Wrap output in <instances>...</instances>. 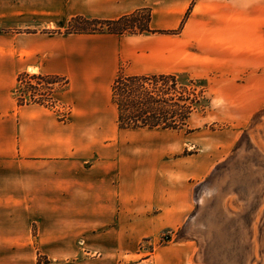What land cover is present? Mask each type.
Wrapping results in <instances>:
<instances>
[{
	"label": "crops",
	"instance_id": "0c3cea01",
	"mask_svg": "<svg viewBox=\"0 0 264 264\" xmlns=\"http://www.w3.org/2000/svg\"><path fill=\"white\" fill-rule=\"evenodd\" d=\"M250 4L264 0H0V264L10 263L11 244L31 246L21 260L34 264L39 255V264H123L143 236L171 226L159 219L187 212L189 191L169 173L162 150L122 135L128 129L118 128L116 106L99 90L121 66L126 74L179 73L169 63H201L207 37L233 51L234 21L250 18ZM139 8L150 9L151 28L180 30L41 31L63 29L75 15L111 19ZM30 70L68 79L60 94L73 103L74 121L39 103H17L18 73ZM139 213L147 225L136 224ZM185 250L170 258L163 249L159 264H185Z\"/></svg>",
	"mask_w": 264,
	"mask_h": 264
},
{
	"label": "rangeland",
	"instance_id": "374dc122",
	"mask_svg": "<svg viewBox=\"0 0 264 264\" xmlns=\"http://www.w3.org/2000/svg\"><path fill=\"white\" fill-rule=\"evenodd\" d=\"M248 6L250 18L234 21L233 51L226 52L224 44L215 42L220 37L211 36L206 46L210 49L202 52L201 63H169L180 69L183 82L203 89V105L192 112L188 126L122 132L140 146L161 149L169 173L180 175L190 194L187 212L178 218L169 214L159 219L171 226L143 236L136 253L126 256L123 264H145L143 259L150 256L147 264H159L163 249V255L172 258L178 247L186 249L185 264H264V4ZM242 26L248 33L245 36H241ZM65 28L41 31L58 34L65 33ZM131 62L130 58L120 61ZM61 77L52 90L30 77L16 82L15 87L29 81L39 90L28 88L25 104H42L58 119L74 121L73 103L63 102L60 94L69 88L68 79ZM99 91L102 95L107 91L111 99V85ZM37 99L42 102L34 101ZM101 120L109 124L110 119ZM136 222L147 225L149 221L146 214L139 213ZM31 249L11 244L9 264H34L21 260ZM89 256L97 259L102 255L93 252ZM42 258L38 256V264Z\"/></svg>",
	"mask_w": 264,
	"mask_h": 264
},
{
	"label": "trees",
	"instance_id": "16d2710c",
	"mask_svg": "<svg viewBox=\"0 0 264 264\" xmlns=\"http://www.w3.org/2000/svg\"><path fill=\"white\" fill-rule=\"evenodd\" d=\"M150 20L151 11L148 8H139L111 19L75 15L64 32L118 35L164 32L151 28ZM25 77L34 78L37 84H47L51 90L62 79L60 75L22 71L17 76V82L22 83ZM189 82L194 84L192 79ZM28 88L39 90L29 81L25 86L19 84L15 87L19 105L28 103L25 101ZM202 93V87L197 90V87L189 86L178 73L126 74L121 67L111 84V102L117 109L119 129H183L188 126L192 112L203 105L205 99L201 97ZM34 101L42 102L41 99Z\"/></svg>",
	"mask_w": 264,
	"mask_h": 264
}]
</instances>
